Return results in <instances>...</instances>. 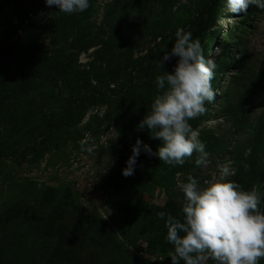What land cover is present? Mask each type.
Masks as SVG:
<instances>
[{"label":"rangeland","instance_id":"rangeland-1","mask_svg":"<svg viewBox=\"0 0 264 264\" xmlns=\"http://www.w3.org/2000/svg\"><path fill=\"white\" fill-rule=\"evenodd\" d=\"M207 1L90 0L85 29L90 44L78 52L76 60L56 33L57 20L68 15L59 13L55 6L47 7L45 0H0V87L12 93L5 96L0 92V149L17 151L13 156H0V206L9 193H17L18 182L56 189L62 198L76 196L127 248L125 235L132 239L134 250L150 263L171 264V247L150 255L147 241L159 223L154 214L164 212L168 201L173 202L171 212L182 210L183 194L178 184L186 182L188 175L203 188L207 186L205 182L219 180L218 165H226L234 173L227 180L235 181L243 190L255 188L264 195V79L250 98L244 96V87L254 83L264 69V10L258 11L255 6L246 14L237 15L227 12L224 4L219 18L205 22L199 39L206 59L217 65L212 81L216 99L206 105L208 111L204 115L194 119L201 121L194 130L206 145L207 167L196 166L199 153L194 152L183 166L164 172L157 157L142 151L134 174L122 175L137 140L153 152L160 142L151 139L147 129L138 128L150 112L143 101L153 102L156 97L143 86L148 78L126 99L109 96L108 69L115 52L121 51V30L142 32L151 21L163 18L162 25L157 22V33L165 35L187 23ZM212 38L216 39L213 43ZM158 41L152 34L142 38L135 57ZM54 45L61 47L59 57L52 54ZM16 54L33 68L34 57L40 56L31 75L20 74L14 60ZM225 54L229 56L227 60ZM51 59L64 63L68 82L64 92L59 89L58 100L52 96L54 84L47 65ZM91 64L103 75L93 86L107 97L87 106L81 121H70L69 125L63 122L49 131L46 128L55 122V115L77 98L73 90L77 72L89 71ZM40 131H44V136L36 139L34 136ZM44 137L49 138L42 155L38 145ZM27 146L34 147L36 153L22 160L18 155ZM139 176L151 179L136 203L133 188ZM169 193L174 197L170 199ZM40 213L46 215L39 236L50 244L46 264H119L92 246L83 224L65 207ZM259 264H264V258Z\"/></svg>","mask_w":264,"mask_h":264},{"label":"clouds","instance_id":"clouds-1","mask_svg":"<svg viewBox=\"0 0 264 264\" xmlns=\"http://www.w3.org/2000/svg\"><path fill=\"white\" fill-rule=\"evenodd\" d=\"M227 12L246 14L251 6L264 9V0H224ZM47 7L59 9L66 15L82 14L90 7V0H45ZM178 57L171 73L165 71L155 78L157 92L151 111L139 122L159 146L155 152L142 141L132 147V155L122 170L124 177L134 174L138 157L143 151L157 157L166 165L183 166L193 153L197 167H207L206 145L198 139V131L189 121L204 115L206 105L214 103L217 93L212 87L216 63L205 58L199 39L190 31L178 28L174 46L159 61ZM83 146V144H82ZM85 150L91 151V148ZM219 180L199 181L188 175L178 184L183 194L182 219L163 211L157 215L165 220V240L174 251L169 254L171 264H259L264 258V195L243 190L241 185L226 178L233 175L226 165H218Z\"/></svg>","mask_w":264,"mask_h":264},{"label":"trees","instance_id":"trees-1","mask_svg":"<svg viewBox=\"0 0 264 264\" xmlns=\"http://www.w3.org/2000/svg\"><path fill=\"white\" fill-rule=\"evenodd\" d=\"M224 4V0H208L187 23L174 27L165 35L157 33L160 26L157 22L162 25L163 18L162 20L157 18L151 21L148 26L144 27L142 32H134L132 29L129 30L127 28L122 29L121 51L115 52L112 65L108 69V74L110 75V81L107 86L109 96L117 97V99H126V96L137 91L141 87V82L147 78L148 81L142 85L148 87V90L154 95H158L155 78L158 75H163L165 71L171 73L178 60V57H174L170 61L165 62L163 67L159 64L163 54L167 51L170 52L174 46L176 30L183 28L185 31L192 33L193 39H200L203 36L205 22L207 20L213 22V20L219 18L220 10ZM256 10L261 11L264 9L256 7ZM88 11L89 9L82 14L68 15L66 18H63L64 20H57L59 24L56 33L60 36L59 42L66 44L67 49L73 54L76 60L79 56L78 52L81 49H87L90 44L87 42L85 36ZM77 15L80 16L77 17ZM150 34L156 36L159 41L149 48L146 53L135 57L136 50L142 38ZM129 38L130 40H128ZM215 41L216 39H211V43ZM124 49L126 51H122ZM52 50V54L57 57L62 52L60 46L54 45ZM204 56L206 58L207 55L204 53ZM228 58V54H225L224 60ZM14 60L16 67L18 65L20 74L27 73L31 75L41 58L39 55L34 57L36 65L34 68L32 65H26L23 57L18 54L15 55ZM47 65L51 80L54 84L52 96L58 100L61 94L58 93L59 89L61 92H64L68 86L64 75V63L55 62L51 59ZM90 67L89 71L80 70L77 72V82L73 87V90L76 91L77 98L72 103L66 104L64 107L65 112L60 110L62 113H57L54 119L55 122L51 121L46 129L52 132L54 131L53 128L61 126L63 122L69 125L70 121H81L85 115L87 106L99 101L101 102L107 97L106 94L97 93L96 87L93 86V82L101 81L103 75L96 72L95 65L91 64ZM263 79L264 69L254 83H250L244 87V96L250 98L254 94V91L261 86ZM36 82L39 83V81ZM0 92L5 96L12 94H10L9 89L4 90V86L0 87ZM152 103L150 100H146L143 101V106L146 110L151 111ZM189 123L193 125V129L201 125V121L198 119L191 120ZM238 123H240V117ZM43 136L44 131H40L34 137L38 139ZM48 138L44 137L39 142L38 146L43 150L42 155L45 148H47ZM16 152V150L4 152V149H0V156H13L17 154ZM35 153L36 150L34 147L27 146L18 156L22 160H25L28 156L35 155ZM167 166L160 161L159 168L162 167L164 172H169V170L173 172L174 167L169 169ZM150 179L151 177L139 176L135 180L133 197L136 203L139 202L140 195H142L143 190L148 186ZM158 182L159 184H163L160 181ZM16 186L17 193L13 195L9 193V196L2 200L0 206V264H46L50 244L39 236L46 215H42L40 212L44 211L47 213L52 207H65L69 213L83 224L87 238L92 246L113 258L119 264H152L144 259L143 255H139L134 250L133 246L135 244L132 243V239L128 235L124 236L129 246L127 248L124 242L112 233L111 229L87 211L76 196H71L67 199L62 198L61 192L56 189L49 187L38 188L30 182H18ZM103 192L108 196L106 189H103ZM168 195L170 199L174 197L171 193ZM172 203V200L168 201L167 209L164 212L171 214L177 219H182L181 210L178 211L175 209L173 212L170 211L169 207ZM154 215L157 216V214ZM166 234L165 220L159 218V223L153 235L147 241L148 254L157 255L167 247H171L172 252L174 251L173 247L165 240ZM209 264H214V262L212 261Z\"/></svg>","mask_w":264,"mask_h":264}]
</instances>
